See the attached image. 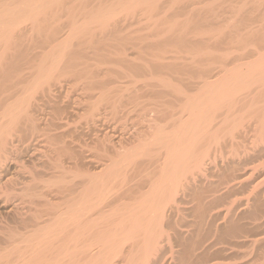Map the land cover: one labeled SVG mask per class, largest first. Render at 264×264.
<instances>
[{"label": "bare ground", "instance_id": "1", "mask_svg": "<svg viewBox=\"0 0 264 264\" xmlns=\"http://www.w3.org/2000/svg\"><path fill=\"white\" fill-rule=\"evenodd\" d=\"M216 2L217 0H0V264H117L119 256H123V264H165L169 258L172 260L170 263L180 264L177 260L184 251L167 246L171 250L169 257L168 250L164 247L165 243L173 245L171 230L178 237L181 236L180 231H184L180 225L182 219L178 220L177 215L184 211L186 204L192 203L200 211L197 210L200 221L214 225L215 231L220 227L217 222H229L237 226L241 216L249 218L257 228L264 227V0L253 2L246 10L247 16L246 13L240 15L243 8L240 4L245 6V0L240 1L239 11L234 16L227 17L223 24L219 23L222 26L216 28L211 25L216 30H200L197 37L192 35L191 38H199L198 43L194 37L199 47L196 46L195 50L186 47L191 52H186L189 56L185 63L182 61L187 54L181 51L179 45L167 49L159 47L161 52L157 50L160 53L155 56L157 62H167L169 58L174 62L183 59L179 63L196 68L197 72L195 70L193 74L189 71L188 74L191 75L185 80V88L181 87L183 82L180 87L177 84H173V87L170 83L175 81L171 78L156 76L159 71L155 73L153 70L155 66H151L152 59L145 61L142 66L147 67L146 75L143 74L146 83L169 82L172 89L175 88L183 97L181 110L172 113L174 123L170 129L158 126L152 138H149L150 141L138 143L135 148L126 151L118 162L114 164V161V165L104 172L95 173L96 175H93L94 172L90 173L93 176L88 175L91 178L70 205V171H67L65 165L71 159L68 147L70 144L66 141L69 139L68 134L70 135V121L69 118L66 120L64 114L70 103L71 82H81L79 85L83 83L94 88L93 91L98 89L96 87L103 88L102 92L107 89L113 91L112 86H116L119 79L110 78L112 75L108 71L120 67V71H125L123 66L134 63L138 57L134 55L145 40L150 43L149 39L155 37L171 38L178 34L179 29L174 24H184L185 21L188 26L190 21H214L219 12ZM203 3L205 9L201 7ZM220 4L219 8L222 7ZM231 11L233 14L235 9ZM259 13L263 14L260 18L257 17ZM220 16L218 22L224 17ZM164 20H173V25L158 29L157 25ZM181 29L178 35H184L187 30L185 25ZM196 29L195 27V31ZM143 51L149 53L148 50ZM154 51L157 52L156 49ZM104 72L109 74V80L107 77L103 80ZM126 72L129 74L128 69ZM133 78L130 80L135 79ZM127 80L126 82L129 81ZM143 80L135 82L137 87ZM118 82L121 83L122 80ZM177 82L178 80L175 83ZM169 85L166 83L168 88ZM131 87L125 88L130 90ZM125 88L120 90L124 91ZM161 88L157 86V89ZM167 91L170 92L169 89ZM102 94L107 95V92ZM99 103L101 105L102 102ZM98 106L95 105L94 108ZM43 114L50 117L47 118L45 127L41 128L40 122L45 117L41 121L38 117ZM175 116L177 117L174 118ZM106 150L102 149V152ZM63 151H67L66 160L61 158ZM140 159L160 161L159 171H156V175L152 173L155 177L152 178L149 189L145 193L141 192L138 197L132 196L134 199L130 198V201L127 199L129 195H124L128 202L122 201L124 204L121 206V203L110 202V196L116 189L115 183L118 182L122 187L127 185L131 172L134 173L133 170L129 173L128 168L137 164V161L139 163ZM143 173L146 175V171ZM79 175L82 174H77ZM122 187L121 190L132 189L134 192L133 186L128 185L126 189ZM115 196L118 197V193ZM59 197L67 199L63 208L58 205ZM191 197L194 198L189 200ZM217 234L215 233V237H220ZM201 237L203 235L199 238ZM186 238L184 236L185 240L182 238L181 241L186 242ZM246 242L254 248L256 244L263 243L264 238L254 235ZM203 243L205 245L195 247L196 243L191 248L190 259H199L213 247L219 249L216 243ZM220 243H225L226 246L222 244L219 251L230 255L236 250L234 246L237 248L242 244ZM185 244L182 243V247L187 246ZM126 245L129 246L128 251ZM241 253L239 259L244 258ZM225 259L231 261L228 257ZM261 259L263 260L257 263L264 264V257ZM217 260L209 261L211 264H226L225 260ZM230 261L229 264H237L236 261Z\"/></svg>", "mask_w": 264, "mask_h": 264}, {"label": "rangeland", "instance_id": "2", "mask_svg": "<svg viewBox=\"0 0 264 264\" xmlns=\"http://www.w3.org/2000/svg\"><path fill=\"white\" fill-rule=\"evenodd\" d=\"M218 1H221V2H218ZM229 2L230 0H217V2H216V4H215V6H216V8L218 9V16H217V18L215 19H213L214 21H203V23L202 22H194V21H192V23H190V22H188L189 24H188V26H187V24H185V21H184V24H183V22H179L178 24H174V25H176L177 26V29H179V30H177V32H178V34H179V31L180 30H182L181 28L185 25V27H186V33L184 32L183 34L184 35H178L177 33L176 34H174V35H172L171 36V38H170V36H164L163 37V39H161L160 37V39H158V37H155V38H152V39H149L150 40V43L147 41L146 42V40L143 42L144 44H146V45H144L143 43H142V47L139 49V50H137L136 51V54L134 55V57H136V56H138V57H136V59H138V60H136L135 59V61L137 62H135L134 61V63L131 65H125V66H123V68L125 67V71H123V69H121V71H120V68H116V69H114V70H112V71H108V73L109 72H111V74L110 75H112V76H109V74L108 73H106V72H104L103 73V75L102 76H104V77H102V78H104L103 80H106L105 78L107 77V80H109L111 77L112 78H117V80L118 81H120V80H122V82L121 83H119L118 81L116 82V86L114 85V86H112V88H113V91H112V89H107V91H105L104 90V92H107V95L106 94H102V93H104V92H102V90H103V88H100V87H96V91L98 92L99 91V89L101 90V91H99V93H97L96 91H93V90H95L94 88H92V87H88V86H86V85H83V83L81 84L82 86H83V88H82V86L81 85H79V83H81V82H71V86H70V103L68 104V106H67V108H66V112L69 110V113L67 112H65V114L64 115H66V120L69 118V121H70V135L68 134V136H67V138H69L68 140H66L67 141V143L68 144H70V145H68V147H69V151H70V157H71V159L70 160H67V163L68 164H70L69 166H67L68 164H65L66 165V169H67V171L69 172H67L68 173V176L70 177V189H72V193H71V191H70V205L73 203V200L77 197V195L79 194V192L86 186V183H88V180L91 178L90 176H93V175H96V174H99V173H102V172H104L105 170H107L108 169V167H110L111 165H114L116 162H118V159H121V155H124L125 153H126V151H130L132 148H135L136 146L135 145H139L140 143H143V141H144V143L145 142H148V141H150L149 140V138L151 139L152 138V136H153V133L155 132V130H156V128L158 127V126H164L165 128H167V129H170V127H172V123H174L173 122V119H171V117H172V113L174 112V113H177L179 110H181V106L180 105H182V99H183V97H181L180 96V94L178 93V92H176V90H175V88H173L172 89V86L171 85H173V84H175V86H176V84H177V86H179L180 87V84L182 85L181 87H184L185 85H187V81H185V80H187V78H188V76H190L191 74H193L194 72H195V70H196V68L194 67L193 68V66H190V65H183V64H181L182 62H184L185 63V61L188 59L187 58V56H189L186 52H188V53H190L191 52V50H195L197 47H199V45H198V43L200 42L198 39L199 38H196L198 35H199V32H201L200 30H209L210 31V29H212V31H214V30H216V28H219L220 26H222V25H219V23L220 24H223L224 22L223 21H225V19L227 18V17H232V16H234L236 13H237V10L238 9H240V6H242L243 8H242V12H241V14L240 15H244L245 13V16H247L248 15V12H246V10H248L249 9V7L251 6V4L253 5L254 3L253 2H257V3H259V0L258 1H256V0H245V2H244V0H231L228 4H225L226 2ZM235 1V2H234ZM240 1H242V2H244V4H245V6H243V4L241 5L240 3H242V2H240ZM249 1V2H248ZM261 1H263V0H260V2ZM225 2V3H224ZM248 2V3H247ZM220 3H222V4H220ZM230 3H232V4H230ZM219 4H220V7L221 8H219ZM229 4H230V6H229ZM234 4V5H233ZM238 4H240V6L238 7ZM228 5V6H227ZM235 5H237V6H235ZM248 7H247V6ZM223 6H225V7H223ZM232 6V7H231ZM201 7L203 8V9H205V7H204V3L203 4H201ZM200 7V8H201ZM228 7H229V11L227 12V10H228ZM230 7H231V9L233 10V8L235 9V11H233V14H232V11H231V9H230ZM238 7V8H237ZM245 7V8H244ZM247 8V9H246ZM225 9V10H224ZM222 11H224V12H222ZM239 11V10H238ZM227 12V13H226ZM230 12V13H229ZM235 12V13H234ZM225 13H226V16H225ZM229 13V14H228ZM230 14H231V16H230ZM220 15H222V16H224L222 19H220V21L218 22L217 20L219 19V18H221V16ZM228 15V16H227ZM259 15V16H258ZM261 15L263 16V14L261 13H259V14H257V17H261ZM224 19V20H223ZM262 19V18H261ZM182 20H183V18H182ZM182 20H180V21H182ZM215 20H216V22H215ZM222 20V21H221ZM167 22H169V23H167ZM213 22V23H212ZM222 22V23H221ZM165 23V24H164ZM173 20H164V21H161L157 26L159 27L158 29H160V30H162V28L163 29H165L164 28V26L166 27V28H168L169 26H172L173 24ZM195 23V24H194ZM218 23V24H217ZM170 24H172V25H170ZM191 24V26H189ZM194 24V25H193ZM202 24V25H201ZM209 25V28H208V26L207 25ZM160 25H163V26H161L160 27ZM205 25H206V27L208 28H206L205 27ZM214 26L215 25V27L213 28L212 26ZM180 26V27H179ZM182 26V27H181ZM200 26H202L201 28H199ZM203 26H204V28H203ZM188 27V28H187ZM194 27V28H193ZM195 27L197 28L196 30L197 31H195ZM191 28V29H190ZM157 29V28H156ZM194 30L195 31V33H194V31H191V30ZM189 30L191 31V32H193V33H191V32H189ZM192 35H195V36H193V38H191V36ZM182 36H184L183 38H182ZM178 37H180V38H178ZM198 40V43H195V42H197L196 41V39ZM158 40H157V39ZM175 38V39H174ZM178 38V39H177ZM156 39V40H155ZM165 39V40H164ZM191 39V40H190ZM193 39H195V40H193ZM164 40V41H163ZM180 41H181V43H180ZM194 41V42H193ZM153 42H155V43H153ZM157 43H158V45H157ZM183 43V44H182ZM190 43H191V45H190ZM193 43V44H192ZM169 44V45H168ZM196 44V45H195ZM174 45H179L178 47H181L180 49H181V51L184 53V54H187L183 59H184V61H182L181 63H179V61H181V60H183V59H181V60H176L175 62L173 61V59L172 60H169V59H167L168 61L166 62V60H163V61H165V62H161V61H158L157 62V60H155V56L157 55V53L159 54L160 52H161V49L163 48V49H167V48H169V47H171V46H174ZM181 45V46H180ZM183 45V46H182ZM191 47H190V46ZM145 46V47H144ZM161 46V47H160ZM163 46V47H162ZM166 46H168V47H165ZM193 46H195V48L193 47ZM197 46V47H196ZM150 47V48H149ZM161 49H160V48ZM188 49H191V50H187V48ZM144 48V49H143ZM146 48V49H145ZM158 48V49H157ZM156 49V51L157 50H159L160 52H155L154 50ZM186 49V50H185ZM143 50H148L149 51V53L147 52V51H143ZM153 50V51H152ZM141 51V52H140ZM150 51H152V52H150ZM142 52H143V54H142ZM144 52H147V53H144ZM139 55H138V54ZM153 53V54H152ZM155 53V54H154ZM150 54V55H149ZM143 55V56H142ZM145 55H148V56H145ZM191 55V54H190ZM154 56V57H153ZM139 57H140V60H139ZM142 57V58H141ZM148 59H147V58ZM151 57V58H150ZM142 59V60H141ZM151 60L153 63L151 64V66L154 64V71H155V73L156 72H158V74L156 73L155 75L156 76H160V77H163V79H166V78H171L172 80H174L175 82L178 80V82H179V84H178V82L177 83H175V82H173L172 81V83H170L171 85H169V82H162V84L161 83H159V82H157V81H155L154 83L153 82H151V81H147V83H148V86H146L145 87V85H147V83H146V80H145V78L146 77H144L145 75H146V73H147V69H145V68H147V67H144V66H142L144 63H145V61H147V60ZM143 60H144V62H143ZM138 62H139V64H138ZM156 62V63H155ZM171 62V63H170ZM173 63V64H172ZM176 63V64H175ZM158 64H160L159 66H157ZM170 64V65H169ZM180 64V65H179ZM139 65V66H138ZM163 65V66H162ZM167 65V66H166ZM172 65V66H171ZM182 65V66H181ZM180 66V67H179ZM127 67V68H126ZM130 67V68H129ZM138 67V68H137ZM168 67V68H167ZM176 67V68H175ZM186 67V68H185ZM188 67V68H187ZM144 68V69H143ZM170 68V69H169ZM172 68H173V70H172ZM191 68V69H190ZM118 69H119V71H118ZM126 69H128L129 70V74H127L128 72H126ZM141 69H142V71H141ZM158 69V70H157ZM168 69V70H167ZM181 71H180V70ZM185 69H187V70H185ZM192 69H194V70H192ZM117 70V71H116ZM134 70H136V71H134ZM144 70H146V71H144ZM177 70H178V74H177ZM183 70V71H182ZM192 70V71H191ZM114 71V72H113ZM166 71V72H165ZM171 71V72H170ZM180 71V72H179ZM189 71H190V73L191 74H188L189 73ZM125 72V74L123 75V73ZM130 72H132V74H134L133 76H134V78H133V76H132V74L130 75ZM161 72V73H160ZM173 72V73H172ZM184 72H185V75H184ZM186 72H187V74H186ZM196 72H197V70H196ZM117 73H119V74H117ZM121 73V74H120ZM136 73V74H135ZM181 73V74H180ZM143 74H144V76H143ZM163 74L164 75H166V76H163ZM169 74H171V75H169ZM173 74V75H172ZM110 77H108V76ZM119 75H120V77H119ZM127 75V76H126ZM138 75V76H137ZM141 75V76H140ZM177 75H179V76H177ZM181 75V76H180ZM126 76V80H127V78H128V82H126V80H124L125 77ZM136 76V77H135ZM142 77L143 79H141L140 77ZM149 76V75H148ZM172 76H175V78H177V79H175L174 77H172ZM177 76V77H176ZM185 76V77H184ZM124 78V79H123ZM130 78H133L134 80H130ZM139 79V80H137V79ZM181 79V80H180ZM136 80V81H135ZM141 80H143L142 81V83H144V84H142V83H139L138 84V87H137V83H135V82H137V81H141ZM148 80V79H147ZM132 81V82H131ZM124 82H125V84H124ZM132 84H131V83ZM134 82V83H133ZM157 82V83H156ZM156 83V84H155ZM166 83H167V86L169 85V88L166 86ZM72 84H73V86L74 87H76V89L74 88V87H72ZM120 84H122V86L120 85ZM124 84V85H123ZM133 85L132 87H133V89H132V87L131 86H129V85ZM140 84H142L141 85V87L139 86ZM78 86V88H77V86ZM136 85V86H135ZM144 85V87H142ZM156 85V86H155ZM166 86V87H164V86ZM184 85V86H183ZM79 86H81V87H79ZM87 87V89H86V87ZM157 86H158V88L160 89L161 87V90L163 91V90H165V88H167L165 91L167 92H165V91H163V95H162V91L161 90H159V89H157ZM115 87H119V89L118 88H115ZM125 87H131L130 88V90L129 89H127V88H125ZM148 87H151V88H148ZM156 87V88H155ZM171 87V88H170ZM173 87H174V85H173ZM72 88H73V90H72ZM81 88H82V90H81ZM109 88H111V86L109 87ZM124 89L125 88V93H126V91L127 90H129V91H127L128 93H124V91L123 90H120V89ZM185 88V87H184ZM85 89V90H84ZM118 91H117V90ZM138 89H139V92H138ZM142 89V90H141ZM153 89V90H152ZM169 89V91L171 92H168L167 90ZM77 90H78V93H77ZM84 90V92L88 95H84L85 93L84 92H82ZM111 90V91H110ZM132 90V91H131ZM71 91H72V93H71ZM86 91H90L91 92V94H89L90 92H86ZM115 91V92H114ZM116 91L118 92V93H116ZM134 91V92H133ZM157 91V92H156ZM159 91V92H158ZM92 92H94V93H92ZM101 92V93H100ZM144 92V93H143ZM153 92H155V93H153ZM175 92H176V94H175ZM84 93V94H83ZM116 93V94H115ZM122 93L124 94V95H122ZM132 95H131V94ZM138 95H137V94ZM152 93V94H151ZM78 94V95H77ZM80 94V95H79ZM98 94H102L101 96L102 97H100V95H98ZM118 94H121V95H119L118 96ZM128 94V95H127ZM133 94H135V95H133ZM139 94H140V96H139ZM144 94V95H143ZM173 94H175V95H173ZM90 95V96H89ZM96 95V96H95ZM105 95H106V97L107 98H105ZM108 95H109V97H108ZM147 95V96H146ZM152 95V96H151ZM163 96V97H161V96ZM173 95V96H172ZM179 95V96H178ZM94 96V97H93ZM97 96H98V98H97ZM110 96H111V98H110ZM115 96H116V98H115ZM118 96V97H117ZM121 96V97H120ZM126 96V97H125ZM130 96V97H129ZM137 96V97H136ZM156 96H157V98H156ZM159 96V97H158ZM100 97V98H99ZM103 97H104V99H103ZM135 99H134V98ZM141 97V98H140ZM169 97H170V100H169ZM175 97V98H174ZM179 97V98H178ZM90 98V99H89ZM92 98V99H91ZM98 99V101L99 102H102L101 103V105H100V103L97 101V99ZM116 100H115V99ZM124 98V99H123ZM130 98H131V100L132 101H130ZM139 98V99H138ZM153 98V99H152ZM89 99V100H88ZM107 99H109V100H107ZM115 101H114V100ZM134 99V100H133ZM167 99V100H166ZM94 100H95V102H94ZM112 100H113V102H112ZM120 100V101H119ZM160 100V101H159ZM177 102H176V101ZM75 101V102H74ZM87 103H86V102ZM107 101H109V103L110 104H108V102ZM92 102V103H91ZM116 102V103H115ZM117 102H118V105H117ZM122 102V103H121ZM83 103H85V104H83ZM106 103H107V106L109 107H107L106 106ZM119 103H120V105H119ZM178 103H180V104H178ZM92 104H94V105H92ZM98 104H99V106H103V107H99L98 106ZM59 105H61V102L59 103ZM92 105V106H91ZM95 105L96 106H98L100 109H102V110H100L98 107H96V108H94L95 107ZM167 105V106H166ZM70 106V107H69ZM113 106V107H112ZM159 106V107H158ZM90 109H89V108ZM107 107V108H106ZM131 107V108H130ZM133 107V108H132ZM151 107V108H150ZM92 108H93V111H92ZM113 108V109H112ZM159 108V109H158ZM178 108H180V109H178ZM98 109V110H97ZM162 109V110H161ZM173 109V110H172ZM177 109V110H176ZM99 110H100V112H99ZM127 110V111H126ZM90 111H92V112H90ZM94 111H95V113H94ZM97 111V112H96ZM105 111V112H104ZM115 111V112H114ZM76 112V113H75ZM87 112V113H86ZM99 112V113H98ZM102 112V113H101ZM117 112V113H116ZM132 112H133V114H132ZM156 112V113H155ZM83 113V114H82ZM90 113H91V115H90ZM94 113V114H93ZM116 113V114H115ZM126 113V114H125ZM170 113H171V116H170ZM88 114H89V116H88ZM95 116H93V115ZM99 114H100V116H99ZM137 114V115H136ZM148 114V115H147ZM159 114V115H158ZM68 115H70V116H68ZM79 117H78V116ZM122 115V116H121ZM152 115V116H151ZM100 118H99V117ZM148 116V117H147ZM166 116V117H165ZM43 117H45L44 119H43ZM50 117V115H47L46 114V116L43 114L42 116H39L38 118H40L39 119V121H41V118L43 119L41 122H40V127L41 128H43V127H45V125H46V121H47V118H49ZM96 117H98L97 119H96ZM120 117V118H119ZM158 118V119H156V118ZM177 116H175L174 118H176ZM86 118V119H85ZM88 118V119H87ZM107 118V119H106ZM160 118V119H159ZM99 119V120H98ZM109 119V120H108ZM139 119V120H138ZM154 119V120H153ZM81 122H80V121ZM108 120V121H107ZM112 120V121H111ZM149 120V121H148ZM38 121V122H39ZM89 122V124H88V122ZM97 121V122H96ZM105 121V122H104ZM154 121V122H153ZM66 122V121H65ZM95 124H94V123ZM123 122V123H122ZM42 123V124H41ZM44 123V124H43ZM87 123V125H85ZM82 124V125H81ZM145 124V125H144ZM171 124V125H170ZM118 127H117V126ZM97 126V127H96ZM85 127V128H84ZM89 127H91L90 129H89ZM84 128V129H83ZM88 128V129H87ZM126 128V129H125ZM111 129V130H110ZM115 130V131H114ZM153 130V131H152ZM91 131V132H90ZM124 131V132H123ZM133 131V132H132ZM144 131V132H143ZM122 132V133H121ZM107 133H108V135H107ZM72 134V135H71ZM110 134V135H109ZM123 134V135H122ZM114 135V136H113ZM118 137H117V136ZM70 136V137H69ZM108 136V137H107ZM109 136H110V138H109ZM128 136V137H127ZM130 136V137H129ZM95 137H98V138H95ZM121 137V138H120ZM74 138V139H73ZM100 138H101V140H100ZM105 139V141H104V139ZM113 138V139H112ZM126 138V139H125ZM146 138H147V140H146ZM110 139V140H109ZM122 139V140H121ZM72 140V141H71ZM74 140V141H73ZM80 140V141H79ZM106 140H107V142H106ZM124 140V141H123ZM96 141V142H95ZM133 141V142H132ZM111 142V143H110ZM114 142V143H113ZM120 142V143H119ZM78 143V144H77ZM82 143V144H81ZM88 143V144H87ZM105 143V144H104ZM125 143V144H124ZM131 143V144H130ZM137 143V144H136ZM139 143V144H138ZM97 144H98V146H97ZM81 145H82V147H81ZM102 145V146H101ZM104 145V146H103ZM106 145V146H105ZM112 145H114V146H112ZM94 146V147H93ZM84 147V148H83ZM90 147V148H89ZM103 147V148H102ZM124 149V147H125V149L123 150L122 148ZM93 150H92V149ZM95 148V149H94ZM108 148V151L106 150ZM128 150H127V149ZM98 149V150H97ZM102 149H103V151H104V149L106 150L105 152H102ZM82 151V152H81ZM98 151V152H97ZM99 151H101V152H99ZM121 151V152H120ZM124 151V153H122ZM83 153V154H82ZM98 155H97V154ZM102 153H104V154H102ZM108 153V155L106 156V154ZM118 153H120V155L118 154ZM62 155H61V158H63V159H67L68 158V155H67V151L65 152V151H63V153H61ZM74 154H76V155H74ZM96 154V155H95ZM117 154V155H116ZM78 155V156H77ZM101 155V156H100ZM104 155V156H103ZM119 155V156H118ZM76 156V157H75ZM74 157V158H73ZM77 157H78V160H76L77 159ZM100 157V158H99ZM118 157V158H117ZM116 160H115V159ZM146 159V158H145ZM93 160V161H92ZM69 161V162H68ZM115 161V162H114ZM75 162H76V164H75ZM112 162V163H111ZM113 162H114V164H113ZM147 162V163H146ZM111 163V164H110ZM151 163V164H150ZM159 164L158 166L156 165V164ZM147 164H148V166H147ZM153 164H155V165H153ZM142 165H144L143 167H141ZM73 166V167H72ZM132 166V167H131ZM130 166V168H128V172L131 170H133L134 171V173L133 172H131V176H130V178H129V181H127V185H125L124 187H122V186H120V184H118V182H116L115 184V192L113 191L112 193H114L115 195H117V193H118V197H116L114 194H111L112 196H110V202L112 201V203H121L119 206H121L122 204H124V203H122V201H124V202H128V201H130L129 199L133 196V197H138V196H140V193L141 192H144L145 193V191H147L148 189H149V186H150V183H151V180H152V178L153 177H155V175L157 174V172L159 171V166H160V161H155V162H148V160H144V159H140L139 160V163H138V161H137V164L135 163L134 165H131ZM140 166V167H139ZM149 167V168H147V167ZM153 166V167H152ZM77 167V168H76ZM144 167L146 168V169H144ZM153 168H154V170H153ZM69 169V170H68ZM148 169V170H147ZM158 169V170H157ZM136 170H138V171H136ZM141 170V171H140ZM78 171H80V172H78ZM83 171H85V172H82ZM135 171H136V174H135ZM144 171H146V175L143 173ZM149 171V172H148ZM157 171V172H156ZM94 172V173H93ZM129 172V173H130ZM140 172H141V174H140ZM93 173V175H91V174ZM96 173V174H95ZM155 174V175H153V174ZM70 174V175H69ZM76 174V175H75ZM77 174H82V175H79V176H77ZM143 174V175H142ZM88 175H90V176H88ZM140 175V176H139ZM142 175V176H141ZM74 176V177H73ZM83 176H84V178H83ZM137 176V177H136ZM144 176L145 177H147V178H144ZM149 176V177H148ZM77 177V178H76ZM140 177V179H141V181L142 182H140V179L138 180V178ZM139 181V182H137V180ZM146 179L145 181H144V179ZM130 180H131V183H130ZM133 181V182H132ZM72 182H74V183H72ZM137 183V186H136V183ZM144 182H146V183H144ZM126 183V182H125ZM142 183H143V185H142ZM141 184V185H140ZM144 184H148L147 186H145ZM76 187H75V186ZM133 186V189H134V192L132 191V189L131 190H129V191H125V190H121V187L122 188H124V189H126L127 188V186ZM135 186V187H134ZM120 187V188H119ZM138 189H137V188ZM144 187V188H143ZM147 188V189H146ZM76 189V190H75ZM121 191H120V190ZM75 190V191H74ZM116 190L118 191L117 193H116ZM137 190V191H136ZM139 190V191H138ZM142 190H144V191H142ZM132 191V192H131ZM122 192V193H121ZM126 192H128L127 194H125ZM129 192H131V193H129ZM134 193V194H133ZM137 193H139V194H137ZM132 194V195H131ZM123 195V196H122ZM124 195H129V197H127V199H128V201H127V199H125L126 197L124 196ZM138 195V196H137ZM121 196V197H120ZM112 197V198H111ZM123 197V198H122ZM125 197V198H124ZM60 199H58V205L60 206L61 205V208H63L64 206H66V204H67V199L66 200H64V198L62 199L61 197H59ZM109 198V197H108ZM194 197H191V198H189V200H191V199H193ZM112 199V200H111ZM113 199H114V201L115 202H113ZM119 199H121V202H120V200ZM131 199H134V198H131ZM55 201V202H56ZM113 204V205H114ZM193 204V205H192ZM192 204H186L187 205V207H185L186 205H184V213L182 212L181 214H179V215H177V217H178V220H179V218H180V225H182L181 226V228L184 230L183 232H181L180 231V235L181 236H177V234H174V232H173V230H171V232H172V244L173 245H167V244H169V243H165V250L169 253L168 254V256L170 255V251L171 250H169L168 249V247L169 246H174V249H175V247L176 248H178L180 251H184V252H182V254H181V258L179 259V260H177V262L178 263H182L183 264V262H184V264H211L210 263V261L211 262H215L218 258V260L217 261H222V260H225V262H226V264H229V261H227L225 258L226 257H228V258H230L231 259V261L234 263L235 261V263H237V264H246L247 262V264H259V263H257V262H260V260L262 261L263 259H261V258H263L264 257V255H262V253H264V242L263 243H259V244H256L255 245V247L253 248V246H252V244H248V242H246V240L248 239V238H250L251 236H254V235H256L257 236V238L258 237H260V238H264V237H261L262 236V234H264V227L262 226V227H260V228H257V226H255L254 224L252 225V223L250 222V219L249 218H247V219H245V217L244 216H241L240 215V213L238 214V215H240L241 216V218L242 219H239L240 220V223H238L237 224V226H236V224H233V223H230L229 224V222H220L219 221V223L217 222L216 224H218V226H220L218 229V231H215V226L214 225H210L209 223H207L206 224V222H201L200 220V211L196 208V206H194V203H192ZM112 205V206H113ZM190 205V206H189ZM58 206V207H59ZM116 206H118V204L116 205ZM110 208V207H109ZM264 208V207H263ZM108 208H106V210H107ZM194 210V211H193ZM199 212H198V211ZM191 211V212H190ZM263 212H264V209H263ZM199 214V215H198ZM185 217H184V216ZM182 217V218H181ZM192 217V218H191ZM187 218H188V220H187ZM190 218V219H189ZM184 219V220H183ZM186 219V220H185ZM194 220V221H193ZM185 221V222H184ZM196 221V222H195ZM244 221V222H243ZM248 222V223H247ZM251 224H250V223ZM221 223V224H220ZM228 223V224H227ZM242 223V224H241ZM188 224V225H187ZM227 224V225H226ZM241 224V225H240ZM179 225V226H180ZM237 227L236 229H235V226ZM250 225V226H249ZM211 226V227H210ZM222 226H223V228H222ZM226 226V227H225ZM231 228V230H230V228ZM178 228V227H177ZM185 228V229H184ZM229 228V229H228ZM238 228H240V229H238ZM242 228V229H241ZM222 229V230H221ZM233 229H235V230H233ZM239 231H238V230ZM178 230H179V228H178ZM177 230V232L179 233V231ZM191 230H192V232H191ZM195 230V231H194ZM211 230H213V231H211ZM227 230V231H226ZM247 230V231H246ZM187 231L190 233H188L187 234ZM186 232V233H185ZM200 232V233H199ZM263 232V233H262ZM215 233L217 234V235H219L220 234V237L219 236H217V238L215 237ZM243 233V234H242ZM259 233H261V234H259ZM174 234V235H173ZM232 234V235H231ZM240 234V235H239ZM192 235V236H191ZM194 235H196V236H194ZM201 235H203V237H201V239L199 238ZM228 235V236H227ZM230 235V236H229ZM258 235H260V236H258ZM176 236V237H175ZM184 236H185V238L186 237H188V238H186V242H184ZM223 236V237H222ZM232 236H235V238H233ZM239 236V237H238ZM244 236H245V238H244ZM247 236V237H246ZM264 236V235H263ZM210 237H212V238H210ZM215 237V238H214ZM226 237H228V239L226 238ZM230 237H232V238H230ZM177 238H179L178 240H177ZM184 239L183 241H181V239ZM195 239V241H194V239ZM197 238V239H196ZM223 240H222V239ZM236 238H237V240L239 239V241H237L236 240ZM190 239V240H189ZM206 241H205V240ZM211 239H212V241H213V243H211L212 241H211ZM214 239H216L215 240V242H214ZM219 239V240H218ZM229 239H230V241H229ZM188 240H189V242H188ZM193 240V241H192ZM197 240V241H196ZM208 240V241H207ZM221 240V241H220ZM225 240V241H224ZM233 240V241H232ZM234 240H236V241H234ZM245 242H244V241ZM177 241V242H176ZM209 241H210V243H209ZM217 241V242H216ZM262 241V240H261ZM181 242V243H180ZM197 244H196V243ZM203 242H208V245H211V244H214V243H216L217 245H218V247H219V249H217L216 250V247H213L212 248V250L214 251H212V250H209L208 251V253L207 252H205L204 253V255H202L199 259H196V258H194V257H192L191 259H190V255L192 254L191 252H192V250H191V248H193V246L196 244V246L195 247H197V246H200L201 244H204L205 245V243H203ZM220 242H226V243H228V242H241L242 244L240 245V246H238L237 248H236V246H234L233 248L234 249H236V250H238L237 252H236V250L235 251H233L234 252V254H233V252H231L232 250H234V249H232V250H229L230 252H231V254L232 255H230V254H228V256H227V254L226 253H224V252H221V251H219L220 250V246L223 244V243H220ZM245 244H244V243ZM182 243L183 244H185V245H187V246H184L183 245V247H182ZM192 243V244H191ZM219 243H220V245H219ZM248 245H247V244ZM199 244V245H198ZM225 244V243H224ZM223 244V246H226V244L224 245ZM244 244V245H243ZM181 245V246H180ZM190 245V246H189ZM207 245V244H206ZM216 245V246H217ZM168 246V247H167ZM251 246V247H250ZM167 247V248H166ZM181 247V248H180ZM217 247V248H218ZM222 247V246H221ZM229 247H231L232 248V246H229ZM240 247H241V249H240ZM248 247H250V248H248ZM257 247V248H256ZM126 249H127V251H128V249H129V246H127L126 245V247H125ZM246 248V249H245ZM252 248V249H251ZM256 248V249H255ZM263 248V249H262ZM125 249V250H126ZM181 249H186V251L185 250H181ZM250 249V250H249ZM176 250V249H175ZM188 250H190V251H188ZM216 250V251H215ZM244 251L243 253H241L242 251ZM249 252H248V251ZM252 250H254L253 251V254L251 253L252 252ZM261 250V251H260ZM188 251V252H187ZM212 251V252H211ZM241 251V252H240ZM190 252V253H189ZM199 252V251H198ZM209 252H211V253H209ZM218 254H217V253ZM242 254V257H244V258H240L239 259V257H241L240 256V253ZM246 252L248 253V254H246ZM188 253V255H186ZM213 253V254H212ZM224 253V254H223ZM251 253V254H250ZM256 253V254H255ZM217 254V255H216ZM245 254V255H244ZM250 254V255H249ZM216 255V256H215ZM235 255V256H234ZM246 255H249V257H251V259H249L248 260V258L249 257H247V258H245L246 257ZM251 255H253V256H251ZM218 256V257H217ZM221 256V257H220ZM232 256L234 257V259H232ZM261 256V257H260ZM166 257V256H165ZM170 257V256H169ZM169 257H167V258H169ZM184 257V258H183ZM207 257H208V259H207ZM235 257H237V258H235ZM118 258V257H117ZM166 258V259H167ZM205 258V259H204ZM216 259V260H214V259ZM254 258V259H253ZM123 256H119V258L116 260V263L117 264H123ZM165 259V258H164ZM165 259V260H166ZM170 259V258H169ZM169 259H167V262L165 261V264H174V262H171L170 263V261H172V260H169ZM187 259V260H186ZM193 259V260H192ZM195 259V260H194ZM204 259V261H201V260H203ZM214 261H213V260ZM235 259H238V260H235ZM259 259V260H258ZM121 260H122V262H121ZM181 260H182V262H181ZM185 260V261H184ZM210 260V261H209ZM247 260V261H246ZM231 261H230V263H231ZM245 261V262H244ZM253 261V262H252ZM255 262V263H254Z\"/></svg>", "mask_w": 264, "mask_h": 264}]
</instances>
